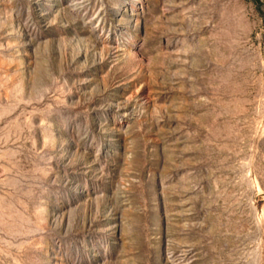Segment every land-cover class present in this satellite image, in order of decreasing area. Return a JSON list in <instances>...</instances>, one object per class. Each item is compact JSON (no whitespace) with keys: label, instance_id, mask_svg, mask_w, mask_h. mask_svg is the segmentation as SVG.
<instances>
[{"label":"rangeland","instance_id":"374dc122","mask_svg":"<svg viewBox=\"0 0 264 264\" xmlns=\"http://www.w3.org/2000/svg\"><path fill=\"white\" fill-rule=\"evenodd\" d=\"M0 264H264V0H0Z\"/></svg>","mask_w":264,"mask_h":264}]
</instances>
